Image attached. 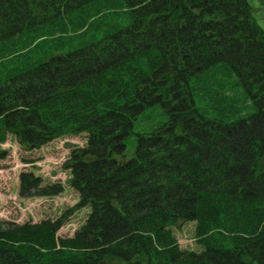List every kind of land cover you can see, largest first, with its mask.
Instances as JSON below:
<instances>
[{
	"label": "trees",
	"instance_id": "1",
	"mask_svg": "<svg viewBox=\"0 0 264 264\" xmlns=\"http://www.w3.org/2000/svg\"><path fill=\"white\" fill-rule=\"evenodd\" d=\"M82 134L65 165L78 203L54 222L0 223V264H264V28L250 0H0V145ZM39 189L21 175L26 197L59 193ZM181 223L199 251L181 248Z\"/></svg>",
	"mask_w": 264,
	"mask_h": 264
},
{
	"label": "rangeland",
	"instance_id": "2",
	"mask_svg": "<svg viewBox=\"0 0 264 264\" xmlns=\"http://www.w3.org/2000/svg\"><path fill=\"white\" fill-rule=\"evenodd\" d=\"M253 15L264 28V0H250ZM134 139V138H132ZM87 135L70 136L55 140L48 145L34 150H26L16 137L9 136L5 144L0 145V223L12 222L25 224L42 221H57L68 215L78 203L79 196L69 185L70 171L65 168L71 151L83 148ZM135 153L132 140L126 152L127 159ZM32 174L40 180V191L57 188L58 194L36 196L35 191L21 190V175ZM90 209L73 212L68 222L59 230L60 237H73L86 222ZM195 223H181L174 233L182 249L199 251L195 240Z\"/></svg>",
	"mask_w": 264,
	"mask_h": 264
}]
</instances>
